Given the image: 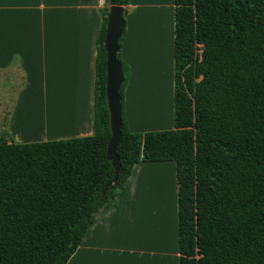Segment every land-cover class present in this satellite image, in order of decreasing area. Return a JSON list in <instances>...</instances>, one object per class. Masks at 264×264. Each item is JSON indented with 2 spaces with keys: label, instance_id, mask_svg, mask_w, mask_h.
I'll return each instance as SVG.
<instances>
[{
  "label": "trees",
  "instance_id": "16d2710c",
  "mask_svg": "<svg viewBox=\"0 0 264 264\" xmlns=\"http://www.w3.org/2000/svg\"><path fill=\"white\" fill-rule=\"evenodd\" d=\"M96 41L93 136L0 139V264H68L88 229L125 195L140 163L175 162L179 264H264V0H174V128L133 133L122 59L117 183L104 47Z\"/></svg>",
  "mask_w": 264,
  "mask_h": 264
},
{
  "label": "crops",
  "instance_id": "0c3cea01",
  "mask_svg": "<svg viewBox=\"0 0 264 264\" xmlns=\"http://www.w3.org/2000/svg\"><path fill=\"white\" fill-rule=\"evenodd\" d=\"M105 4L0 0V72L19 68L24 76L0 124V139L25 144L94 135L96 41ZM126 9L141 12L138 24L127 13L121 49L131 68L125 90L129 129L171 130L174 0H131ZM125 189L117 206L88 229L68 264H179L175 162L138 163Z\"/></svg>",
  "mask_w": 264,
  "mask_h": 264
},
{
  "label": "water",
  "instance_id": "95a60500",
  "mask_svg": "<svg viewBox=\"0 0 264 264\" xmlns=\"http://www.w3.org/2000/svg\"><path fill=\"white\" fill-rule=\"evenodd\" d=\"M125 8L123 6H111L107 17L106 35L104 47L107 53V83L106 98L110 115L111 138L108 144V159L115 168V178L102 191L104 195L109 187L117 183L121 161L117 153V147L122 134V111L120 89L124 82V73L117 55L120 51L119 42L125 34L126 22L124 20Z\"/></svg>",
  "mask_w": 264,
  "mask_h": 264
},
{
  "label": "rangeland",
  "instance_id": "374dc122",
  "mask_svg": "<svg viewBox=\"0 0 264 264\" xmlns=\"http://www.w3.org/2000/svg\"><path fill=\"white\" fill-rule=\"evenodd\" d=\"M135 1L140 2V0H135ZM128 13L130 14L129 19L133 17L132 19L134 23L138 24L139 18L141 16V12L139 10L137 12H134L132 9H128ZM127 22H128V19H127ZM16 70L13 69L9 71L0 72V124L1 125H4L2 124L5 121L4 118H6L7 115H9L10 112L12 111L15 99L23 84L24 76L22 72L19 70V68ZM14 71H16V75L13 74ZM130 72H131V68H130ZM131 95H132V92H131ZM133 103H135V96H134ZM127 104H131V101L129 103L127 102Z\"/></svg>",
  "mask_w": 264,
  "mask_h": 264
}]
</instances>
